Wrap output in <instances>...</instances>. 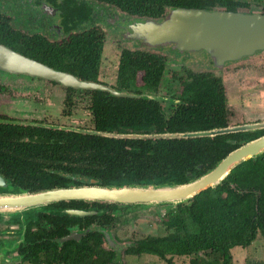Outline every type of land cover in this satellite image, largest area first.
<instances>
[{
  "label": "flooded vegetation",
  "instance_id": "obj_1",
  "mask_svg": "<svg viewBox=\"0 0 264 264\" xmlns=\"http://www.w3.org/2000/svg\"><path fill=\"white\" fill-rule=\"evenodd\" d=\"M212 1L213 6L209 9H196L264 15V0ZM166 6H163L164 12L159 17L149 18L139 16L136 7L132 12L125 7L94 0H0V23L5 30L18 35L24 47H31L36 41L54 46L62 54L60 60H71L74 66L69 70L51 68L78 80L72 85H65L40 77H27L30 81L11 84L3 82L0 76V178L3 180L0 194L10 193L13 187L36 193L55 188L145 185L157 179L163 180L165 176L160 177L156 168L140 175L142 180L139 183H134L132 178L122 177L104 184L103 179L108 178V171L116 169V166L120 170H127L123 160H135L133 165H137V161L146 162L141 157L142 150L149 151L146 145L154 148L158 141L234 136L240 139L235 143H239V148L264 136V90L250 92L251 86L260 78L264 79V76L241 69L244 70L239 72L243 78L242 83L233 85V80L237 83L236 76L227 72L236 65L249 62V59L254 61L259 55H264V50L219 67L204 51L199 52L208 56L209 63L206 59L196 61L191 55L195 52L180 53L171 46L148 49L141 40L129 37L131 27L148 21L160 22L169 11L175 9ZM105 52L117 54L113 81L105 77ZM143 55L155 62L160 61L163 67L156 88L147 89L143 86L140 71L136 72L134 79L131 76L121 79L119 75L124 58L135 59ZM168 57L174 58L177 63H181L180 67L186 69L171 71L168 84L171 94L159 99L156 95L166 79L168 65H175V61L170 63L167 60ZM126 73L129 75L131 70ZM8 75L3 73L2 77ZM197 77L212 80L208 83L214 84L220 91L224 101L222 125L203 130L168 131L166 122L180 108H191L190 112L195 109L190 98L198 95L199 84L202 82H193ZM237 97L243 101L242 105L234 104ZM140 100L159 106L166 123L163 131L158 132L154 124L141 127ZM51 105L59 107L60 116L55 115L56 111L46 114L49 111L47 107ZM235 108H238V113L234 112ZM81 112H87L84 122L88 121V125L72 121ZM109 114H117V120H111ZM186 116H190V113ZM103 119L106 121L104 127H112L113 130L103 131L98 128L97 122ZM226 129L236 130L212 137L156 138L157 135ZM102 133L111 136H102ZM92 137L112 140L114 143L112 146H101ZM146 155H152V151L146 152ZM203 174L193 176L188 173L187 177L190 178L184 183ZM139 207L143 206L61 201L48 204L33 213H0V264H24L29 255L28 247L33 244L31 234L40 229L50 231L57 224H67L68 227L65 235H56L52 239L59 247L68 241H79L92 228L103 235V247L109 246L107 237L117 244L121 240L114 232L117 218L125 214L126 210ZM74 211L85 214L71 213ZM90 216H110L112 221L107 225L94 222L91 227H86L84 218ZM46 217H57L60 220H54L53 224ZM77 217L82 218V221L78 222ZM71 235H75V238L67 240ZM136 241L129 240L124 249Z\"/></svg>",
  "mask_w": 264,
  "mask_h": 264
},
{
  "label": "trees",
  "instance_id": "obj_2",
  "mask_svg": "<svg viewBox=\"0 0 264 264\" xmlns=\"http://www.w3.org/2000/svg\"><path fill=\"white\" fill-rule=\"evenodd\" d=\"M94 1L125 7L132 12L136 7L139 16L149 18L163 14V6L166 5L175 8L206 9L213 6L212 0L206 2L203 0ZM0 44L55 69L69 70L74 66L71 60L61 61L59 58L61 52L54 46L47 45L46 42L36 41L33 46L24 47L23 40L16 34L8 33L1 23ZM128 70H131L129 75L126 73ZM137 71L142 72L143 86L153 89L160 83L163 67L160 61L150 60L146 55L135 59L124 58L119 68V75L121 79H128L130 76L134 79ZM208 81L212 80L206 77L194 79L193 82H202L199 84L198 95L190 98L195 109L190 112L191 108H180L166 122L168 131L203 130L222 125L223 97L214 84ZM139 104L141 127L154 124L158 132L163 131L166 123L159 106L143 100H140ZM188 113L190 116H186ZM109 117L111 120H117L118 115L109 114ZM97 123L98 128L103 131L113 130L112 127H104L106 124L104 119ZM92 139L98 140L101 146L104 144L112 146L114 143L107 139L93 137ZM239 141L240 139L234 136L158 141L154 148L146 145L149 151L142 150L141 157L145 158L146 162L137 161V165H133L135 160L121 159L125 161L127 170H120L117 166L116 169H110L109 177L103 179L104 184L122 177L132 178L134 183H139L142 180L140 175L152 172L156 168L158 175L165 176V179H157L147 184H183L190 178L187 177L188 173H192L193 176L203 174L236 149L239 143H235ZM150 151L152 155H146V152ZM20 190L13 187L10 191ZM46 219L51 223L60 220L57 217H46ZM76 219L78 222L82 221V218ZM84 220L86 227H91L94 222L107 225L112 218L90 216L85 217ZM162 224L166 230L165 235L143 237L134 245L127 246L123 253L130 256H154L164 261L163 264H177L173 261L174 258L188 259L187 263L180 264H232L231 249L248 248L257 236L264 239V153L238 165L215 189H207L188 203L168 208L162 216ZM54 227L56 228L50 231L40 229L31 234L33 244L28 247L29 255L26 256L24 264H122L119 251L103 247V235L97 229L92 228L91 231L85 232L79 241H68L59 247L52 239L56 235H65L68 227L67 224H57ZM253 264H264V261Z\"/></svg>",
  "mask_w": 264,
  "mask_h": 264
},
{
  "label": "water",
  "instance_id": "obj_3",
  "mask_svg": "<svg viewBox=\"0 0 264 264\" xmlns=\"http://www.w3.org/2000/svg\"><path fill=\"white\" fill-rule=\"evenodd\" d=\"M129 37L141 40L148 49L171 46L180 53L204 51L217 66L237 61L264 50V15L205 11L196 8H175L163 20L148 21L131 27ZM0 73L19 77H40L65 85L78 80L66 73L25 57L0 44ZM87 87V85H86ZM88 87H93L88 85ZM236 129L185 134L157 135L156 138L188 139L212 137ZM102 136H111L102 133ZM264 153V136L247 142L218 161L202 176L183 184L162 183L131 186H86L55 188L36 193L10 191L0 194V213H22L40 210L44 206L61 201L104 202L116 205L164 206L174 208L188 203L207 189H215L241 163L255 159ZM0 184L3 180L0 178ZM84 215V212H71ZM74 239L75 235L67 238ZM108 247L120 248L109 237Z\"/></svg>",
  "mask_w": 264,
  "mask_h": 264
},
{
  "label": "rangeland",
  "instance_id": "obj_4",
  "mask_svg": "<svg viewBox=\"0 0 264 264\" xmlns=\"http://www.w3.org/2000/svg\"><path fill=\"white\" fill-rule=\"evenodd\" d=\"M191 55L194 57L196 61L206 59L209 63L208 56L203 52H195L192 53ZM104 56L106 57L105 59L106 67L104 72L105 77H107L106 78L107 80L113 81L114 80L113 76L117 65L116 64L117 54H109L108 52H105ZM167 60L170 63L175 61V65L173 64H171L172 66L168 65L166 79H164L162 88L158 91L156 95L159 99L162 97L164 98L167 95L171 94V92H169L170 88L168 86V84L170 83L169 79H170L171 71L174 70L179 71L180 69H186L185 67H180L181 63H177L176 60H174V58L172 57H168ZM249 60H250L249 62L241 63L239 65H236V67L227 70V72L229 73L231 72L232 75L236 76L235 79L237 83H235L233 80L231 84L237 85L239 83H242L241 80L243 78L240 76L241 73L239 72L240 71L242 72L247 69L252 71L254 74H258L259 76H264V55L262 54L259 55L257 59H255L254 61H251V59ZM0 76L3 82H7L11 84L12 83L20 84V83H25L26 81H30L28 80V78L26 79L25 77H19V76L15 77L11 75L5 76L3 78L2 77L3 73L2 74L0 73ZM260 90H264V79L262 78L257 80V83L251 86L250 92L258 93V91ZM232 100L230 101L231 106H233L234 104H238V105L243 104V101L238 97L234 104H232ZM47 108L49 109V111H47L46 114H48L49 112L53 114V112L56 111L55 115L58 114V116H60L59 107H56L55 105H51L48 106ZM237 109L238 108H235L234 112ZM246 112L247 110H245V113ZM236 113H238V111H236ZM86 115L87 112L77 113L73 117L72 121L75 124L88 125L89 124L88 121L84 122L85 121L84 117H86ZM133 209L134 210L131 209L129 211L126 210L125 214L117 218L118 221H117L116 229L114 230L116 235L121 239L120 242L117 243L118 246L122 248L119 250L120 252L119 258L121 263L122 264H163L164 261L154 256H150V255L130 256V255H125L123 253L124 246L129 240H133V239L138 240L145 236H163L166 234V230L161 223V218L166 211L164 206H143ZM1 228H4V226H1ZM104 247L106 248L107 246L104 245ZM106 249H111V248L107 247ZM231 255H232V264H253L258 261H264V239L261 236H257L255 241L248 248L245 249L241 247H234L233 249H231ZM173 261L177 264H180V263H187L188 259L174 258Z\"/></svg>",
  "mask_w": 264,
  "mask_h": 264
}]
</instances>
